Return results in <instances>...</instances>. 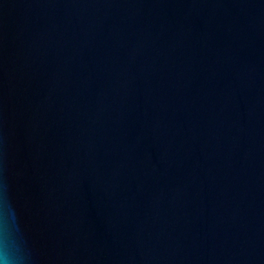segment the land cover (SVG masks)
Wrapping results in <instances>:
<instances>
[{"label": "water", "instance_id": "water-1", "mask_svg": "<svg viewBox=\"0 0 264 264\" xmlns=\"http://www.w3.org/2000/svg\"><path fill=\"white\" fill-rule=\"evenodd\" d=\"M0 264H264V0H40L0 64Z\"/></svg>", "mask_w": 264, "mask_h": 264}]
</instances>
